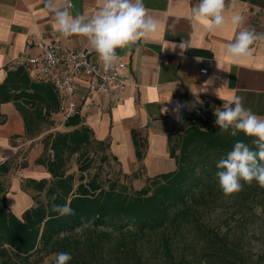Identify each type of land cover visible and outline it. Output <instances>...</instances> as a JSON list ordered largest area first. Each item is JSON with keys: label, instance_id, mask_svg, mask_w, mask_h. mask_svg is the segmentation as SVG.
<instances>
[{"label": "trees", "instance_id": "obj_1", "mask_svg": "<svg viewBox=\"0 0 264 264\" xmlns=\"http://www.w3.org/2000/svg\"><path fill=\"white\" fill-rule=\"evenodd\" d=\"M6 102H14L22 113L28 136L40 133L45 124L51 129L42 138L47 152L38 160L51 176L26 180V188L36 193L35 205L21 215L5 204L6 186L0 178V264H55L60 252L71 254L69 264H264V250L247 260L240 241L231 240V231L223 232L222 221L216 224L206 217L222 206L241 215L234 216L233 225L239 227L263 206L264 188L256 181H241V191L225 195L216 176L218 161L237 141L256 150L257 138L221 132L214 114H192L170 142L175 169L135 188L120 179L103 180L99 172L87 176L91 163L82 161L92 151H102L101 161H107L106 147L79 116L67 122L69 129L54 130L59 95L52 82L33 76L26 64L8 69L0 83V105ZM214 105L205 101L202 107L212 113ZM74 157L79 175L71 170ZM11 164L10 159L0 163V177ZM53 196L56 204H69L74 214L52 212ZM225 218L222 213L220 219Z\"/></svg>", "mask_w": 264, "mask_h": 264}, {"label": "crops", "instance_id": "obj_2", "mask_svg": "<svg viewBox=\"0 0 264 264\" xmlns=\"http://www.w3.org/2000/svg\"><path fill=\"white\" fill-rule=\"evenodd\" d=\"M68 1L57 0V4L61 9L67 8L73 17L93 15L101 3V0H70L69 6ZM143 3L148 14L160 22L158 32L149 40L116 50L128 64L127 87L117 103L106 95L102 98L103 106L91 108L85 116L94 139L106 147L104 154L113 164L115 176L130 181L135 188L144 186L149 178L175 169L170 142L182 131L177 116L182 117L183 108L195 101L223 106L224 101L214 94V89L221 87L224 80L226 84L221 91L225 96L234 91L243 98L246 108L264 117V42L254 43L250 57L233 63L226 56V45L234 41L240 29L230 23L217 32H209L203 25L194 29L189 17L198 0H143ZM234 12L245 17L243 27L264 33V0H226V17L230 18ZM32 35L37 40L31 41ZM42 40L54 42L63 50L87 48L92 59L102 63L86 37L65 38L54 28L47 0H0V83L8 69L41 53ZM181 41L186 47L182 55L179 47L173 50L174 44ZM205 63L208 72L202 73L200 69ZM31 74L38 76L34 69ZM209 78H215L213 84L207 92H201ZM86 87V80L80 79L78 94ZM0 111L3 119L0 163L12 160L10 171L0 177L6 186L4 202L21 215L35 205L36 193L26 188V180L51 176L38 161L47 152L42 138L51 129L42 125L40 133L28 136L25 119L14 102L2 103ZM54 118L59 121L58 112ZM67 129L69 126L62 130ZM29 140H35L37 145H22Z\"/></svg>", "mask_w": 264, "mask_h": 264}, {"label": "clouds", "instance_id": "obj_3", "mask_svg": "<svg viewBox=\"0 0 264 264\" xmlns=\"http://www.w3.org/2000/svg\"><path fill=\"white\" fill-rule=\"evenodd\" d=\"M47 9L53 14L54 28L65 38L81 35L87 38L92 49L97 53L105 71L118 61L117 49L128 48L142 40H149L158 32L160 22L148 14L143 0H101L99 10L90 16L73 17L67 8L58 7L57 0H47ZM226 0H198L193 6L190 19L194 29L200 25L209 32L222 30L226 24L240 29L234 41L226 45V56L233 63H240L252 55V45L257 41L264 42V33H256L243 27L245 17L234 12L230 18L225 15ZM179 47L181 55L186 50L183 41L174 44L173 50ZM197 61H201L196 58ZM215 78L205 81L201 92H207ZM221 87L214 89V94L224 101L221 108H216L215 125L221 132H228L235 137L243 133L247 137L257 138L256 150L243 141H237L233 149L217 163L216 176L225 195L239 192L243 188L241 181L251 184L256 181L264 188V117H259L243 104V98L234 91L225 96ZM198 98V97H197ZM171 99V98H170ZM170 99L167 100L170 102ZM166 112L168 109H166ZM175 109L174 111H178ZM177 119H180L177 116ZM207 131L206 129H203ZM230 130V131H229ZM183 134V133H182ZM50 210L59 215H73L69 204L55 203L53 196ZM72 256L67 252L56 254L55 264H69Z\"/></svg>", "mask_w": 264, "mask_h": 264}, {"label": "built area", "instance_id": "obj_4", "mask_svg": "<svg viewBox=\"0 0 264 264\" xmlns=\"http://www.w3.org/2000/svg\"><path fill=\"white\" fill-rule=\"evenodd\" d=\"M72 5V1H68ZM36 35L31 36V41L37 40ZM42 51L37 56L27 59L26 65L34 69L37 77L52 82L60 98L58 113L60 119L54 130H62L67 127V122L75 117L81 118L82 124H86L85 116L93 107L103 106L102 98L111 96L113 103L119 101L121 93L127 87L125 71L128 64L122 55H118V61L111 69L105 71L102 63L96 62L91 57V51L87 48L77 50H63L60 45L54 42L42 40ZM200 71L208 72V63H205ZM86 80L85 91L78 94V81ZM204 102L195 101L192 106L197 109ZM189 105L185 106L181 116L189 112ZM22 145H37L35 140L24 141ZM48 154L54 158V150L50 148Z\"/></svg>", "mask_w": 264, "mask_h": 264}, {"label": "rangeland", "instance_id": "obj_5", "mask_svg": "<svg viewBox=\"0 0 264 264\" xmlns=\"http://www.w3.org/2000/svg\"><path fill=\"white\" fill-rule=\"evenodd\" d=\"M189 107H190L189 112H187L185 115L180 117L182 128L189 122L190 115L200 113L203 116L213 117L215 109L221 108L222 106L214 105L213 107L214 110L212 113L206 111V109H204L202 106L198 107L197 109H193L192 106ZM45 126L47 125L45 124ZM102 155H103L102 151H99L97 153H94L92 151V153L82 161V163H86V162L91 163V167L86 172L87 176L89 177L90 175L99 172L103 180L108 178L118 179V177L115 176L113 164H111L108 160L105 162L101 161ZM92 156H94L93 158L95 159L93 161L91 160L89 161V159L92 158ZM76 161H77V157H74V160L71 162V170L75 171L77 175H79L80 174L79 164ZM128 183L130 184V181H128ZM222 213H225L226 216V218L223 220L220 219ZM234 216L235 218L241 217V215L239 214L232 215L230 210L226 211L225 207L222 206L221 208L218 207L212 209L210 212L206 214L207 219H209V221L211 222H215L216 224H218L220 223V221H222L221 225L223 228V232H225L226 230L231 231L230 233L231 240L237 239L240 241L242 250L244 251L245 258L247 260H255L264 250V200H263V206H259L256 208L255 215L247 216L248 219L242 226L234 227L235 226L233 225L235 223ZM50 261L51 258H46L47 263H50Z\"/></svg>", "mask_w": 264, "mask_h": 264}]
</instances>
